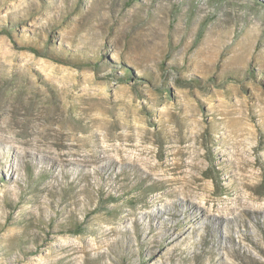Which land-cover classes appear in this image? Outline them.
Returning <instances> with one entry per match:
<instances>
[{
  "label": "rangeland",
  "instance_id": "1",
  "mask_svg": "<svg viewBox=\"0 0 264 264\" xmlns=\"http://www.w3.org/2000/svg\"><path fill=\"white\" fill-rule=\"evenodd\" d=\"M0 264H264V0H0Z\"/></svg>",
  "mask_w": 264,
  "mask_h": 264
},
{
  "label": "trees",
  "instance_id": "2",
  "mask_svg": "<svg viewBox=\"0 0 264 264\" xmlns=\"http://www.w3.org/2000/svg\"><path fill=\"white\" fill-rule=\"evenodd\" d=\"M73 231H75V230H73Z\"/></svg>",
  "mask_w": 264,
  "mask_h": 264
}]
</instances>
